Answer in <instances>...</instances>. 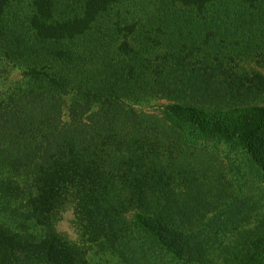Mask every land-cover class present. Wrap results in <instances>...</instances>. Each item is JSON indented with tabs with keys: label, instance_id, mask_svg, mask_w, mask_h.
Masks as SVG:
<instances>
[{
	"label": "trees",
	"instance_id": "16d2710c",
	"mask_svg": "<svg viewBox=\"0 0 264 264\" xmlns=\"http://www.w3.org/2000/svg\"><path fill=\"white\" fill-rule=\"evenodd\" d=\"M25 1L32 34L20 37L8 14ZM120 2L0 0V53L24 76L0 100L1 213L45 226L76 204L88 236L123 264H264V208L249 209L253 224L241 213L209 235L212 205L198 208L211 188L226 202L241 181L264 188V75L239 60L264 62V0H174L206 33L165 20L158 50L126 40L137 26L111 21ZM145 96L174 103L160 118L129 105ZM207 143L234 160L221 162ZM234 199L243 210L264 202V190ZM81 255L54 231L22 234L0 219V264H88Z\"/></svg>",
	"mask_w": 264,
	"mask_h": 264
},
{
	"label": "rangeland",
	"instance_id": "374dc122",
	"mask_svg": "<svg viewBox=\"0 0 264 264\" xmlns=\"http://www.w3.org/2000/svg\"><path fill=\"white\" fill-rule=\"evenodd\" d=\"M174 0H121L119 4H117L111 10L110 19L113 23L117 22L122 27L127 25H136L137 30L133 37L127 38L131 45L135 48L138 46L139 48H143L144 46L149 47V49L158 50L165 44V41L161 43L160 39H155V36L161 34L159 32V26L163 24L165 20H168L174 27L177 24L181 23L182 27L186 28L187 23L194 22L198 31L200 28L204 29L206 33V26L203 27L201 25V19L199 18V14L191 9L182 8L174 5L175 8L170 7L173 5ZM173 9V10H172ZM172 10V11H171ZM169 14V17L167 16ZM34 15V5L32 1H25L21 3L14 4L9 11L8 14V26L16 36L27 37L32 34L31 20ZM198 16V20H197ZM200 23V24H199ZM203 23V22H202ZM176 24V25H175ZM200 25V27H199ZM239 25V24H237ZM188 31H191L189 28ZM189 39V34H187ZM124 39L122 35L119 40ZM155 40L156 42H154ZM204 38L200 39L202 43V47H205L199 53V57L207 59L208 57L213 55L212 50L207 49L209 45V41L207 40L206 46H204ZM184 41V40H183ZM195 38L190 40L189 42H185L189 45H197L194 43ZM240 70L248 73H259L264 75V62L260 60L257 62L250 58H240ZM23 69L18 64V62H13L10 59H7L3 53H0V100L5 99L12 91H14L17 85L23 82ZM174 101L168 98H160V97H142L140 100L135 102H129V105L136 109L137 111L144 112L150 114L155 117L163 116V109L165 106L169 104H173ZM263 104V102H259ZM264 138V132L258 136L259 140ZM210 150H213L217 153L221 162L227 164L229 160H234V154L230 153L224 147L216 148L213 143L204 144ZM264 188L255 182L241 181L240 184L236 183L235 188L231 189L230 192L233 194V198L229 199L228 202L226 200H221L220 197L224 196V193L221 189H218L216 192V188H211V193L208 198H205L204 201L198 204V208L201 209V206L212 205L210 211L206 214L203 219V222L206 223V233L209 235L212 232H218L220 230H225L224 225L236 224L240 214L241 222H249L253 224L252 219L246 217L247 212L252 207V205L257 204L259 210L264 208V202H250L249 204H245V208L242 210V206L240 203L235 201V197L238 198H250L254 197L255 200L260 197ZM201 195V194H200ZM200 195H197L196 198L201 200ZM192 198L195 199L193 196ZM232 200V201H231ZM202 204V205H200ZM5 205L4 201L0 199V219L4 224L10 226L16 232H20L22 234H26L28 232L33 234H45L46 231L51 232L58 237L61 245L66 247H71L75 249H79L83 255L86 263L88 264H123V261L120 258V255L114 253L112 251H108L107 249L102 248L99 243L95 242L91 239L90 236L86 233L83 228L81 222L79 223L76 215V204H66L62 209L52 217L51 221L44 225L34 224L24 217L22 219H18L14 216H9L11 210L6 207L7 212L1 213L3 206ZM258 211V210H257ZM10 212V213H9ZM235 218V216H237ZM256 221V219H254ZM210 230H208V228ZM230 228V227H229ZM227 227V230L229 229ZM230 230V229H229Z\"/></svg>",
	"mask_w": 264,
	"mask_h": 264
}]
</instances>
